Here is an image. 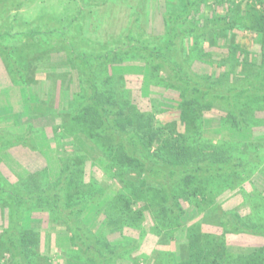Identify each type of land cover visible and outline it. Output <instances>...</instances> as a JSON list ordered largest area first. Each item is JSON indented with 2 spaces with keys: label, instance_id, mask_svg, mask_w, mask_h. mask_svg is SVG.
I'll return each mask as SVG.
<instances>
[{
  "label": "trees",
  "instance_id": "trees-1",
  "mask_svg": "<svg viewBox=\"0 0 264 264\" xmlns=\"http://www.w3.org/2000/svg\"><path fill=\"white\" fill-rule=\"evenodd\" d=\"M7 1L0 0L1 15L8 11ZM240 1L165 0L166 34L148 33L137 15L112 46L94 43L78 27L80 33L72 36L65 25L48 31L57 36L45 42L35 39L46 32L38 25L30 31L31 47L23 51L17 44L3 43L9 32L0 29L7 77L15 89L24 91L21 97L28 106L39 98L38 82L45 77L35 73L36 56L49 52L54 43L67 58L58 65L77 70L82 91L69 135H59L53 128L51 140L47 129L42 135L33 126L22 134L0 130V201L8 204L10 218L0 230V258L9 255L13 264L32 263L42 232L39 227L24 228V218L42 210L49 223L66 228L68 258L83 264H121L127 254L141 251V238L147 235L165 248H155L150 255L142 252L137 264L145 258L147 264H264V215H255L264 210V191L254 188L247 194L244 189L253 157L260 160L257 169L264 176V0ZM10 2L18 3L17 9L22 4ZM81 13L80 9L74 23ZM243 19L248 21L244 25ZM83 42L91 52H80ZM128 59L149 65L153 87L177 95L176 103L156 114L141 111L125 78L113 72L115 64ZM33 88L37 91L29 92ZM44 108L42 113H29L43 119L53 112L48 105ZM164 113L167 117L159 119ZM212 117L219 122L211 123ZM208 132L249 135L247 140L221 137L215 142L205 136ZM76 134L107 159L103 172L120 182L112 196L86 179L95 165L75 143ZM35 135H47L56 143L59 175L51 179L44 169L30 173L25 182H10L2 172V154L16 145L37 149ZM235 192L244 203L251 201V214L243 216L238 208L227 209L221 203ZM188 207L198 210L194 219L202 216L194 220L200 224L192 234L190 223L183 222ZM94 209L105 217L100 230L84 219ZM207 225L220 228L222 235L261 238L263 244L241 253L228 246H209L203 237ZM127 230L137 232V239ZM113 234L120 236L113 241Z\"/></svg>",
  "mask_w": 264,
  "mask_h": 264
},
{
  "label": "rangeland",
  "instance_id": "rangeland-1",
  "mask_svg": "<svg viewBox=\"0 0 264 264\" xmlns=\"http://www.w3.org/2000/svg\"><path fill=\"white\" fill-rule=\"evenodd\" d=\"M18 1V0H17ZM242 3V1L238 0ZM18 4V3H17ZM11 4L10 0L5 3L8 11L6 14H0V29L3 32H9L8 37L3 43L8 45L20 46L23 51L28 50L31 46L28 43L31 36L30 31L41 26L46 31L42 36H36L35 39L41 38L45 42H49L51 38L55 39L57 34H49L56 28L63 25L70 28L72 36L78 33L102 45H114L112 42L121 34H124L127 27L134 16H139L138 20L145 30L150 34H166L163 13L165 11V0H22V4ZM83 12L74 23L79 10ZM243 25L248 21L242 20ZM77 27L78 30L77 31ZM27 33V34H26ZM30 34V36L28 35ZM255 36V35H254ZM52 39V40H53ZM55 44V43H54ZM49 52L37 55L34 62V70L38 75L45 76L40 78L41 90L39 98L32 105H27L21 89H15L7 77V68L5 67L0 56V130L9 131L10 133L22 134L27 131L29 126H33L35 130L42 131V135L47 129L48 137L53 140L54 133L51 129H55L57 134L69 135L71 127V115L82 100V91L79 88V73L69 64L59 66V63L66 61V54L61 47L54 46ZM87 43L79 45L80 52H91ZM57 48V49H55ZM79 51V50H78ZM216 51V50H215ZM220 53L222 50H218ZM115 75L125 78V86L131 91V99L134 104L143 112L157 113L161 107H170L176 103L177 95L164 92L161 88L153 87L151 82V69L149 65L138 59H128L124 63L113 66ZM37 75V76H38ZM40 77V76H39ZM38 78V77H37ZM36 84V83H34ZM152 85V86H151ZM37 91L36 88L29 92ZM162 94L164 96H162ZM43 103V104H42ZM53 108V112L48 117H33L29 111L34 113H42L45 106ZM29 107V108H28ZM213 115H217L216 113ZM208 116H211L210 114ZM167 117L158 115L159 119ZM215 117L211 118V123H216ZM48 124H45V123ZM219 122V121H218ZM217 122V123H218ZM216 125V124H215ZM210 127L214 128L209 124ZM207 127V128H210ZM35 135V150L23 145H16L9 148L6 153L2 154V172L12 183L24 181L30 173L47 169L51 179H55L61 170V161L59 148L56 143L51 141L47 135ZM248 133L242 135L224 136L214 133H206L207 138L216 140L221 137L224 139H241L247 140ZM75 143L86 153L90 160L94 163V170H88L87 180L95 182L102 188L107 196H112L119 188L120 182L109 179L103 172L108 166L107 159L103 156L99 148L94 146L90 141L86 140L82 135L73 136ZM252 155V154H251ZM259 160V159H258ZM253 157L252 164L254 168L250 169V173H246V183L244 189L246 193L252 192L256 188L257 192L264 191V176L258 172V161ZM262 165V164H261ZM254 170V171H253ZM28 179V178H27ZM245 201L239 192L228 194L221 200L227 209L238 208L240 213L245 216L252 213V203ZM244 203V204H243ZM0 230L9 224L10 218L8 204L4 205L0 201ZM7 206V207H6ZM197 210V209H196ZM196 210L187 208V213L183 218V222L192 226L193 230L189 234L197 230L200 223L194 222L202 218L197 215ZM256 210L253 211V213ZM29 212L24 218V228L36 229L39 227L41 233L38 255L31 257V264H83L68 258L70 252V239L66 228L62 225L49 223L48 214L38 210ZM198 212V210H197ZM255 215L263 216L264 210L256 211ZM86 223L94 230H100L105 224V217L99 210H88L84 217ZM150 224V222H148ZM146 224L148 226L149 224ZM203 237L209 246H228L232 252H249L261 246L263 241L261 238L251 235H222L220 228L215 226H205ZM128 234H132L137 239V232L127 230ZM120 235H111V240H115ZM134 237V238H135ZM142 249L137 253L131 252L126 255V260H122L121 264H137V256L145 253L150 255L155 248H165V246L157 244V238L147 235L141 238ZM177 243L173 245L176 249ZM9 255L0 258V264H13L9 260ZM142 259V258H141ZM134 261V262H133ZM148 259H144L139 264H147Z\"/></svg>",
  "mask_w": 264,
  "mask_h": 264
}]
</instances>
